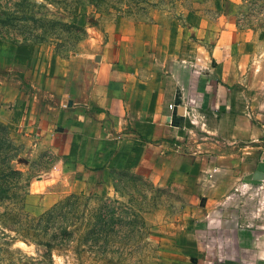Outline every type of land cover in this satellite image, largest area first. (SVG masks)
Here are the masks:
<instances>
[{
	"label": "crops",
	"instance_id": "crops-1",
	"mask_svg": "<svg viewBox=\"0 0 264 264\" xmlns=\"http://www.w3.org/2000/svg\"><path fill=\"white\" fill-rule=\"evenodd\" d=\"M236 8L203 0L187 19L130 24L92 65L84 62L71 90L65 74L64 88L41 83L45 74L32 81L35 90L0 80V122L35 134L38 150L87 176L65 172L54 202L78 192L79 182L104 191L112 171L132 170L156 187L187 189L181 201L193 204V225L205 222L219 236L211 246L259 249L260 233L255 239L254 225L244 228L241 212L229 209L264 158L257 70L247 65L244 34L233 30Z\"/></svg>",
	"mask_w": 264,
	"mask_h": 264
},
{
	"label": "rangeland",
	"instance_id": "rangeland-1",
	"mask_svg": "<svg viewBox=\"0 0 264 264\" xmlns=\"http://www.w3.org/2000/svg\"><path fill=\"white\" fill-rule=\"evenodd\" d=\"M13 1L0 0V80L7 78V82L27 91L35 90L32 81L36 83L43 74L41 83L44 78L56 79L63 88L65 74L66 89H73L84 62L92 65V56L102 52L110 36L116 40L130 24L187 19L194 13L189 11L192 3L203 0H93L92 4L90 0H30L35 7L22 13ZM233 2L237 8L232 29L246 38L247 65L257 70L253 77L259 90L258 106L264 114V0ZM23 15L28 19L20 18ZM0 124L8 128L19 148L18 168L35 176L25 198L26 212L37 217L68 198L70 195L53 201L64 191V173L72 175V170L57 164V157L50 151L38 150L35 134H21L8 123ZM60 181L62 186H58ZM107 185L101 192L93 185H85V190L78 188L82 186L79 182L74 186L78 192L72 194L79 197L80 209L86 197H90L89 207H98L103 201L111 203L116 214L124 213L126 224L115 227L117 232L105 251V246H95L96 255L79 254L75 253V243H70L53 250V264H264V180L240 184L229 205L231 211L241 212L244 228L254 225L255 239L260 233L261 244L255 253L236 246H211L219 236L207 234L205 222L193 225L195 219L188 217L193 204L181 201L187 189L156 187L132 170L112 171ZM141 222L142 234L137 235ZM2 249L0 264H44L37 258L40 253L33 244L15 242L4 246L0 242Z\"/></svg>",
	"mask_w": 264,
	"mask_h": 264
},
{
	"label": "trees",
	"instance_id": "trees-1",
	"mask_svg": "<svg viewBox=\"0 0 264 264\" xmlns=\"http://www.w3.org/2000/svg\"><path fill=\"white\" fill-rule=\"evenodd\" d=\"M13 5L22 13L28 7H35L36 3L14 0ZM24 15L20 18L28 19ZM19 155V148L12 141L8 128L0 124L1 244H33L40 253L37 258L44 264H53V250L70 243H75V253L78 251L79 254L96 255L93 251L95 246H105L102 248L105 251L115 236V227L126 224L124 213L116 214V209L106 201L100 202L98 207H89L90 197L85 198L86 202L80 209L79 197L70 195L37 217L29 215L25 210V198L35 176L18 168L16 161ZM138 225L139 231L135 233L141 235L144 225L142 222ZM3 252L4 249L0 250Z\"/></svg>",
	"mask_w": 264,
	"mask_h": 264
},
{
	"label": "water",
	"instance_id": "water-1",
	"mask_svg": "<svg viewBox=\"0 0 264 264\" xmlns=\"http://www.w3.org/2000/svg\"><path fill=\"white\" fill-rule=\"evenodd\" d=\"M69 106H71V102H69ZM262 180H264V158L257 165L256 172L253 175L246 177L244 182L259 184Z\"/></svg>",
	"mask_w": 264,
	"mask_h": 264
},
{
	"label": "built area",
	"instance_id": "built-area-1",
	"mask_svg": "<svg viewBox=\"0 0 264 264\" xmlns=\"http://www.w3.org/2000/svg\"><path fill=\"white\" fill-rule=\"evenodd\" d=\"M177 106L178 105L174 102V103H171L168 105V109H169V111L174 112L176 110Z\"/></svg>",
	"mask_w": 264,
	"mask_h": 264
}]
</instances>
